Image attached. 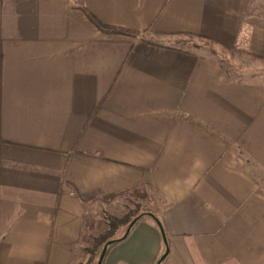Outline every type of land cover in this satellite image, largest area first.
Masks as SVG:
<instances>
[{"label": "crops", "instance_id": "crops-1", "mask_svg": "<svg viewBox=\"0 0 264 264\" xmlns=\"http://www.w3.org/2000/svg\"><path fill=\"white\" fill-rule=\"evenodd\" d=\"M259 1L0 0V264L84 263L85 219L144 186L101 264H264Z\"/></svg>", "mask_w": 264, "mask_h": 264}, {"label": "rangeland", "instance_id": "rangeland-1", "mask_svg": "<svg viewBox=\"0 0 264 264\" xmlns=\"http://www.w3.org/2000/svg\"><path fill=\"white\" fill-rule=\"evenodd\" d=\"M253 10L250 11V14ZM259 12L261 20L264 17V3L263 0L259 1V6L256 10ZM260 20V22H261ZM115 34V33H112ZM176 44L183 46L186 49L190 50H197L204 52L203 50H211L214 49L213 44L207 46L203 41H199L198 39H178ZM217 48V47H216ZM221 49V48H219ZM155 193L149 189L147 186L139 188V190H135L133 193H129L126 197H120L119 199L115 200L113 204L109 203L107 205L100 204L99 208L94 215L90 214L86 219L85 222L87 223L86 226L91 225V230L85 229V233L82 236V242L88 244V249L86 252L83 253V257L88 254L89 258L84 263L81 264H96L97 259L100 255V250L102 245H99L96 242V239L102 234H105L106 230L108 229V219L109 216H116L118 218L126 215L130 210L136 209V213L141 212H149L151 209H154L157 204L159 203L153 202V195ZM157 198V196H155ZM93 216V217H92ZM91 219V221H90ZM124 227V226H123ZM124 228L119 226L117 230L112 235V238L118 237L123 232ZM111 237V236H110Z\"/></svg>", "mask_w": 264, "mask_h": 264}, {"label": "trees", "instance_id": "trees-1", "mask_svg": "<svg viewBox=\"0 0 264 264\" xmlns=\"http://www.w3.org/2000/svg\"><path fill=\"white\" fill-rule=\"evenodd\" d=\"M87 17L89 18V20L102 32L105 34H112V33H132L129 31L124 30L123 28L117 27V26H112L109 24H106L104 22H101L100 20H98L93 14L86 12ZM135 190H132L133 193ZM136 209H132L130 210L126 215L118 218L116 216H109L108 219V229L105 231V234H102L99 239H96V242L99 245H102V248L105 244H107V249L110 245H112L114 242L119 241L122 239L123 234L126 230V228L128 227L129 223L136 218V220L144 214H147V212H141V213H136ZM119 226H122V228H124L123 232L118 235V237L112 238V235L114 234V232L117 230V228ZM124 226V227H123ZM111 236V237H110ZM111 243H108L109 241H111ZM101 248V250H102ZM100 250V252H101ZM99 258V257H98ZM98 261V259H97ZM96 261V262H97Z\"/></svg>", "mask_w": 264, "mask_h": 264}, {"label": "water", "instance_id": "water-1", "mask_svg": "<svg viewBox=\"0 0 264 264\" xmlns=\"http://www.w3.org/2000/svg\"><path fill=\"white\" fill-rule=\"evenodd\" d=\"M148 214H149V215H152V214H150V213H148ZM135 221H136V218H134V219L129 223L128 227L126 228V230H125V232H124V234H123V237L126 236V234H127L128 231H129V228L132 226V224H133ZM155 221H156L157 225L159 226V228H160V230H161V234H162L163 241L166 243V238H165V236H164V233H163V229H162L161 223H160V221H159L157 218H155ZM111 242H112V240L109 241L108 243H111ZM106 250H107V244H105V245L103 246V248H102V250H101V252H100V255H99L98 261H97L96 264H101V263H102L103 257H104V255H105V253H106ZM167 251H168V248L165 249L164 253L161 254V256L159 257V259L156 261L155 264H159V263L164 259V257H165L166 254H167Z\"/></svg>", "mask_w": 264, "mask_h": 264}]
</instances>
